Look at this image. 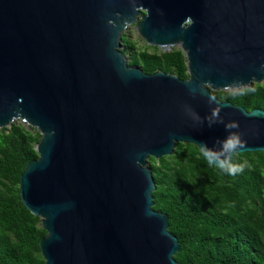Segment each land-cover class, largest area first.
I'll return each instance as SVG.
<instances>
[{
	"label": "water",
	"instance_id": "1",
	"mask_svg": "<svg viewBox=\"0 0 264 264\" xmlns=\"http://www.w3.org/2000/svg\"><path fill=\"white\" fill-rule=\"evenodd\" d=\"M133 24L147 45L179 47L188 78L130 65ZM262 65L264 0H0V129L41 135L19 192L46 231L44 264H182L148 160L225 138L206 119L217 108L239 124L236 154L264 152V110L213 94L263 83Z\"/></svg>",
	"mask_w": 264,
	"mask_h": 264
},
{
	"label": "trees",
	"instance_id": "2",
	"mask_svg": "<svg viewBox=\"0 0 264 264\" xmlns=\"http://www.w3.org/2000/svg\"><path fill=\"white\" fill-rule=\"evenodd\" d=\"M122 51L129 64L150 74L157 71L188 78L186 57L180 49L163 52L137 47L128 34ZM243 96L213 92L222 101L247 111L264 110V82ZM41 135L15 122L0 129V264H44L40 241L46 236L39 217L24 206L19 182L26 164L38 158ZM247 162L237 176L222 174L200 156L197 146L179 142L171 156L151 157L154 210L169 218L168 230L178 238L174 259L182 264H264V152L236 154Z\"/></svg>",
	"mask_w": 264,
	"mask_h": 264
},
{
	"label": "clouds",
	"instance_id": "3",
	"mask_svg": "<svg viewBox=\"0 0 264 264\" xmlns=\"http://www.w3.org/2000/svg\"><path fill=\"white\" fill-rule=\"evenodd\" d=\"M264 68V65L261 66ZM226 91L229 95L243 96L249 92H255L256 89L237 83L235 86H227ZM209 101H215L214 97H209ZM193 119L203 123L201 118L191 112V109H186ZM208 126L211 127L214 123H224V127L228 130V135L223 138H217L213 146H209L207 142H199V152L203 160L209 165L214 166L220 170L222 174L228 176H237L242 173L247 166V162L239 163L233 160L234 155L245 147V140L242 139L241 134L232 129H238L239 124L236 121L224 122L219 115V108L214 109L210 117H206Z\"/></svg>",
	"mask_w": 264,
	"mask_h": 264
},
{
	"label": "rangeland",
	"instance_id": "4",
	"mask_svg": "<svg viewBox=\"0 0 264 264\" xmlns=\"http://www.w3.org/2000/svg\"><path fill=\"white\" fill-rule=\"evenodd\" d=\"M126 33L128 34L131 41L135 42L137 47H143L146 44V42L140 37V35L137 32L136 24L131 25ZM173 49H180L179 47H174ZM181 50V49H180ZM126 58L129 61V54H126Z\"/></svg>",
	"mask_w": 264,
	"mask_h": 264
},
{
	"label": "flooded vegetation",
	"instance_id": "5",
	"mask_svg": "<svg viewBox=\"0 0 264 264\" xmlns=\"http://www.w3.org/2000/svg\"><path fill=\"white\" fill-rule=\"evenodd\" d=\"M172 51V50H171Z\"/></svg>",
	"mask_w": 264,
	"mask_h": 264
}]
</instances>
